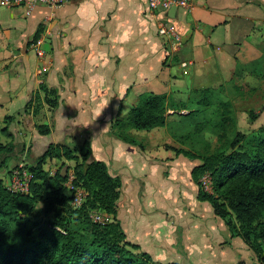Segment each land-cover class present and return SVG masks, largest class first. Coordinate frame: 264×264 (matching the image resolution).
Listing matches in <instances>:
<instances>
[{
  "label": "crops",
  "instance_id": "crops-1",
  "mask_svg": "<svg viewBox=\"0 0 264 264\" xmlns=\"http://www.w3.org/2000/svg\"><path fill=\"white\" fill-rule=\"evenodd\" d=\"M145 2L67 0L28 13L0 5V122L10 134L3 143L14 144L11 154H40L63 143L78 156L87 141L90 157L120 180L111 218L134 252L157 262L236 264L246 245L199 199L195 164L177 152L165 128L123 129L135 141L129 143L110 122L141 93L177 95L210 79L228 80L235 58L256 53L251 39L264 31V0H193L190 11L165 12L182 38L174 54ZM39 84L56 89L55 107L42 101ZM4 116H11L6 124ZM39 124L46 134L38 133Z\"/></svg>",
  "mask_w": 264,
  "mask_h": 264
},
{
  "label": "trees",
  "instance_id": "trees-1",
  "mask_svg": "<svg viewBox=\"0 0 264 264\" xmlns=\"http://www.w3.org/2000/svg\"><path fill=\"white\" fill-rule=\"evenodd\" d=\"M37 35L38 31L34 41ZM39 89L43 93L42 101L55 107L56 89L43 84H39ZM211 91L208 87L197 90L199 98L195 103L210 104ZM218 105L220 121H230V103L222 101ZM182 109L190 107L185 101H174L170 94L144 92L138 95L124 117L111 120L110 128L124 142L134 143L123 129L149 130L165 126L167 110ZM248 114L250 118L256 116L253 110ZM10 120L11 116L3 117L5 124ZM36 129L39 134L48 132L46 125L39 124ZM0 132L10 136L6 125ZM256 134L247 140L251 146L245 149L238 148L245 136L235 132L226 148L191 170L199 199L207 201L230 235L238 236L247 246L252 239H264V125L257 128ZM13 149L11 141L0 142V169ZM90 153L87 141H83L78 150L80 159L66 144H48L27 169L31 179L26 193L9 192L0 180V264H175L157 262L147 253L134 252L136 246L124 240L116 222L98 225L75 213L70 209V196L64 186L66 175L48 176L42 168L45 159H74L72 182L86 191L81 206H100V210L113 216L120 180L108 173L103 161L92 159ZM203 173L210 177L211 193L199 187L198 179ZM36 202H41L42 206L35 208ZM47 214L52 217L50 221L43 218Z\"/></svg>",
  "mask_w": 264,
  "mask_h": 264
},
{
  "label": "rangeland",
  "instance_id": "rangeland-1",
  "mask_svg": "<svg viewBox=\"0 0 264 264\" xmlns=\"http://www.w3.org/2000/svg\"><path fill=\"white\" fill-rule=\"evenodd\" d=\"M251 41L256 53L252 51L251 54L247 53L240 59L235 58V66L228 80H221V83L216 85L210 79L207 84L194 85L177 95L170 94L176 102L185 101L190 109L167 110L166 125L163 127L167 136L174 141V146H179L177 150L187 152L190 156H185L195 165L207 161L221 148H226L235 132L245 136V139L238 143V148L248 149L251 145L247 140L250 141L257 136V128L264 125V31L258 32ZM204 87L212 90L211 103L200 106L195 103L199 98L197 90ZM222 101L230 103L229 117L231 119L227 122L220 121L218 103ZM251 110L256 112L254 118L249 117L248 112ZM2 126L3 123L0 122V128ZM144 138V136L140 137L142 142ZM5 141L6 136L0 132V142ZM21 151L10 154L5 165L0 169V180L4 186L12 168L22 164L25 169H28L39 155L33 151L24 153ZM65 160H70V162ZM65 160L63 157L45 159L42 168L48 176L57 173V178L65 177V175L67 177V172L71 171L70 166L73 165L74 159ZM50 170L54 171L49 173ZM34 206L40 208L42 205L41 202H36ZM69 206L71 210L85 216L90 222H92L90 214L100 207L85 205L73 208L70 203ZM43 218L48 221L52 219L50 214ZM245 250L246 255L236 264H264V239H252L250 245H246Z\"/></svg>",
  "mask_w": 264,
  "mask_h": 264
},
{
  "label": "built area",
  "instance_id": "built-area-1",
  "mask_svg": "<svg viewBox=\"0 0 264 264\" xmlns=\"http://www.w3.org/2000/svg\"><path fill=\"white\" fill-rule=\"evenodd\" d=\"M67 0H0L2 6H23L26 13L34 5H43L49 9L57 8L65 3ZM193 8V0H146L145 11L155 21L156 33L166 40L169 54L176 53L182 43V38L177 32L174 24L171 22L165 12L170 9H182L184 11H190ZM39 40L35 42V52L37 55H42V51L38 48ZM182 67L186 66L185 62L180 63ZM31 179V173L23 167L22 164H18L12 168L9 173V177L6 180L5 187L9 192L13 193H26L28 191L29 181ZM72 171L67 172V179L64 182V186L70 196L69 203L73 208H79L85 199L86 191L79 185H74ZM199 187L206 193H211V180L208 173H203L199 179ZM93 223L98 225H104L111 221V216L102 210H93L90 214Z\"/></svg>",
  "mask_w": 264,
  "mask_h": 264
},
{
  "label": "water",
  "instance_id": "water-1",
  "mask_svg": "<svg viewBox=\"0 0 264 264\" xmlns=\"http://www.w3.org/2000/svg\"><path fill=\"white\" fill-rule=\"evenodd\" d=\"M175 9H170L169 11H174Z\"/></svg>",
  "mask_w": 264,
  "mask_h": 264
}]
</instances>
